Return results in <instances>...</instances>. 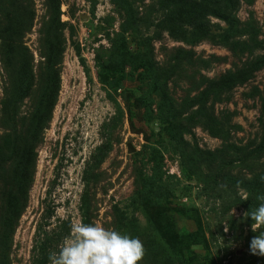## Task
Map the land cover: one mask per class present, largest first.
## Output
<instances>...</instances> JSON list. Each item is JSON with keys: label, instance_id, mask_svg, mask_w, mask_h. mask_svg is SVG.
<instances>
[{"label": "rangeland", "instance_id": "1", "mask_svg": "<svg viewBox=\"0 0 264 264\" xmlns=\"http://www.w3.org/2000/svg\"><path fill=\"white\" fill-rule=\"evenodd\" d=\"M236 1L235 34L220 0H0V138L7 101L28 118L46 59L60 64L0 264H51L73 223L138 237V264H264L249 247L264 226L245 217L264 203V0Z\"/></svg>", "mask_w": 264, "mask_h": 264}, {"label": "trees", "instance_id": "2", "mask_svg": "<svg viewBox=\"0 0 264 264\" xmlns=\"http://www.w3.org/2000/svg\"><path fill=\"white\" fill-rule=\"evenodd\" d=\"M220 2L227 11L225 19L231 31L235 34L240 33V21L237 18L239 3L236 0H220ZM251 35H253L252 38H257L256 33ZM59 66L60 64L53 62L51 58L46 59V86L39 97L35 98V101L33 100L35 105L28 118L20 117L17 101H13L11 98L4 107L3 127L5 133L0 138V164L2 165L7 158L10 159L9 161L13 163V171L18 177L13 201L4 212L5 219L0 232L2 257L6 262L14 243L17 223L29 202L33 170L37 162L36 151L43 143L45 132L53 119L59 93ZM261 147L264 149V140Z\"/></svg>", "mask_w": 264, "mask_h": 264}, {"label": "clouds", "instance_id": "3", "mask_svg": "<svg viewBox=\"0 0 264 264\" xmlns=\"http://www.w3.org/2000/svg\"><path fill=\"white\" fill-rule=\"evenodd\" d=\"M251 218L252 231L264 226V203L245 213ZM250 252L264 256V231L252 237ZM142 241L118 230H108L94 223H73L70 235L59 251L49 256L51 264H138L144 257Z\"/></svg>", "mask_w": 264, "mask_h": 264}]
</instances>
